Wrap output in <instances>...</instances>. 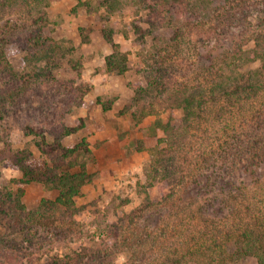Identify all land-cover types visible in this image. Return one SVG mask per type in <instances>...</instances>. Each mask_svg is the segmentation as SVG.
<instances>
[{"label":"rangeland","instance_id":"1","mask_svg":"<svg viewBox=\"0 0 264 264\" xmlns=\"http://www.w3.org/2000/svg\"><path fill=\"white\" fill-rule=\"evenodd\" d=\"M88 1V5H83L87 0L49 1L43 34L74 50L47 75L27 74L31 66L23 61L26 44L22 39L5 46L8 66L0 65V244L8 255L0 258V264H56L54 260L63 254L74 258L69 264H164L167 256L185 250L182 241L187 236L198 230L203 235L214 226L222 232L232 221L230 216L222 218L208 211L200 199L201 192L209 190L202 188V180L213 177L216 166L210 163V150L217 149L216 143L231 141L229 135L251 129L257 122L261 115H250L263 111L264 93L251 95L240 89L235 97L215 99L207 94L199 114L186 118L177 107L182 93L176 88L181 84L195 87L192 81L201 62L195 52L196 28L183 26L191 16L189 10L188 14L174 11L162 1L158 14L150 15L145 3L121 0L108 15L98 0ZM203 1L207 0H175V4L184 8ZM210 1L219 5L224 0ZM259 1L246 2L245 20L254 24L246 35L249 45L252 32L264 28V4ZM171 24L182 25V36ZM104 26L114 30L112 40L119 55L125 56L126 68L121 73L106 70L105 57L113 48L102 36ZM233 40L238 42L239 36L234 34ZM157 50L174 54L166 59L173 60L176 70L172 87L149 72ZM181 56L192 62L187 73ZM257 67V61L246 62L241 72ZM158 81L163 85L154 87ZM141 87L149 94L144 91L136 96H144L141 101L148 113L138 120L131 114V103L133 90ZM10 101L15 103L10 106ZM40 135L64 146L83 139L91 151L86 163L93 177L81 187L72 209L49 204L33 215L40 199L54 200L57 191L33 181L16 186L21 171L12 167L7 149L27 148L37 158L34 142ZM136 140L142 146L139 150ZM156 159L160 162L153 170ZM258 159L247 154L237 167L227 168L225 178L234 184L244 181V166ZM211 188L213 196L221 197L215 193L218 187ZM239 191L244 193L246 188ZM252 196L262 199L264 189H253ZM199 205L204 210L198 211ZM36 229V235L32 234ZM226 246L230 249L229 241ZM230 264H255V259L243 257Z\"/></svg>","mask_w":264,"mask_h":264},{"label":"trees","instance_id":"2","mask_svg":"<svg viewBox=\"0 0 264 264\" xmlns=\"http://www.w3.org/2000/svg\"><path fill=\"white\" fill-rule=\"evenodd\" d=\"M49 1L0 0V65L8 66L5 46L11 42H17L19 39H22L26 44L22 48L25 51L23 61L31 66L27 72L31 77L36 75L37 71L47 75L51 69L58 67L60 59L65 57L69 59L74 47L71 45L66 47L64 41L43 34L45 26L48 24L46 8ZM80 1L77 0V3ZM135 1L140 4L145 3V6L149 7L150 15L158 14L159 4L162 1L164 6L165 4L168 7L173 6L174 11L181 10L182 13L188 14L189 10L191 14L183 26L184 28H196L195 40L198 46L195 52L196 58L201 62L197 66L198 76L194 77L195 79L192 81V83H196L195 87L188 88L187 85L181 84V87L176 88L182 93V98L176 101V104L178 108L184 110L186 118L197 116L205 107L208 97L210 99H215L217 96L235 97V93L240 89L251 95L264 93V33L259 32V30L264 31V28L260 27L258 31L252 32L254 33L253 45H249V38L246 35L250 28H254V24L246 22L244 17L249 9L246 3H249V0H224L219 5H214L210 0H207L199 2L202 5L193 3L187 7L184 6V8L176 5L175 0ZM177 1L180 3V0ZM259 2L264 4V0ZM89 3L87 0V2H83V5ZM97 3L109 15L118 9L121 0H98ZM104 17L108 18L105 14ZM171 27L178 36H182L181 24L180 26L171 24ZM101 31L104 40L110 43L113 48V52L105 57L106 70L116 71V73L123 72L126 68L124 65L125 56L119 55L117 44L112 40L111 36L114 30L110 26H104ZM234 34L239 36L238 42L233 40ZM173 56L174 54L168 50L165 55L157 50L152 54L151 64H148L149 72L154 78L158 76L169 83L167 88L172 87V76L176 70L172 65L174 64L173 60L171 59L170 63L166 59ZM181 57L184 58L181 61L185 62L184 70L187 73L190 71L192 62L185 59L186 56ZM251 61L259 62V67L241 72L246 62ZM231 73L233 75L230 76ZM162 83L163 81H158L152 85L159 88L158 86H162ZM142 89L144 88L133 90V103H131L134 106H132L131 114L138 120L143 118L147 112L143 101H141L144 96H136L148 91L146 88ZM15 91L17 90H13V92ZM7 97L8 95L4 94L5 101H8ZM10 103L15 102H8V104ZM255 114L257 117L261 116L255 119L257 122L251 129L244 128L243 131L229 136L226 134L231 141L228 142L225 139L216 143L218 151L217 149L210 150V154L213 155V160H210V163L216 168L213 169L212 178L205 176L202 180V188L209 190L202 191L200 199L204 200L206 206L208 205L210 210H207L211 214L222 218L230 216L232 219L230 226L222 232L220 228L214 226L212 231L203 235H198L200 230L197 234L192 233V236H187L182 241L185 250L176 251L173 254L174 257L167 256L164 259V264H187L189 262L192 264H230L243 257L254 258L255 264H264V196L259 200L252 196L253 189H264V109L262 112L251 113V118H254ZM64 129L67 133L69 132L67 127ZM32 131L34 130L30 128V132ZM34 134L37 135V132L35 131ZM260 134L262 135L261 140L256 138ZM39 138L34 142L39 155L37 158L32 156L27 148L17 149L15 152L7 149L8 157L12 158L10 160L12 167L21 171V177L16 181V186L22 187L23 184L33 181L42 184L44 188L57 191L54 200L41 198L38 207L32 211L33 215L37 213L35 211L49 204L63 209H72L75 204L74 198L79 194L81 187L90 182L93 177L87 171L86 160L91 156L87 142L82 139L78 143L64 146L59 142H47L42 135ZM136 142L139 141L136 140ZM141 147L139 142L137 150ZM253 148L255 150L250 152ZM159 151L164 153L165 149ZM3 152L6 154V151ZM250 153L259 159L255 162L249 161L244 166V181L240 179L236 184L232 180L228 181V178H225L227 168L237 167L236 164L242 163L243 157ZM159 162L158 159L152 162L153 170ZM212 185L218 187L215 193L221 197L213 196ZM239 187L246 188V192H240ZM251 198H253L252 202H248ZM246 200L248 203H243ZM197 209L201 211L204 210V207L199 205ZM37 232L36 229L32 234L36 235ZM217 233L221 234L215 235ZM198 238L201 239L197 240ZM228 241L231 244L230 249L226 246ZM87 252L90 250L87 249ZM7 255L0 244V258H5ZM83 255H86V252ZM71 257L63 254L62 258H57L54 261L56 264H69L70 259L74 261V258Z\"/></svg>","mask_w":264,"mask_h":264}]
</instances>
